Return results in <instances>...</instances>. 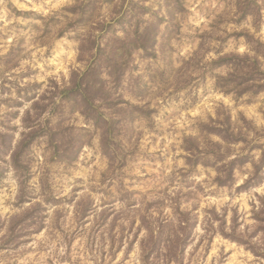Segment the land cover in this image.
<instances>
[{"label":"rangeland","instance_id":"374dc122","mask_svg":"<svg viewBox=\"0 0 264 264\" xmlns=\"http://www.w3.org/2000/svg\"><path fill=\"white\" fill-rule=\"evenodd\" d=\"M0 264H264V0H0Z\"/></svg>","mask_w":264,"mask_h":264}]
</instances>
